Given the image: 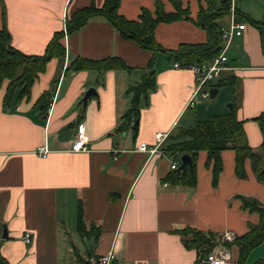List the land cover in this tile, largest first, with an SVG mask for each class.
Returning <instances> with one entry per match:
<instances>
[{
  "label": "crops",
  "instance_id": "obj_1",
  "mask_svg": "<svg viewBox=\"0 0 264 264\" xmlns=\"http://www.w3.org/2000/svg\"><path fill=\"white\" fill-rule=\"evenodd\" d=\"M104 1L0 0V29L8 30L14 48L41 55L55 32H66L72 12L92 3L101 7ZM181 1L192 19L160 22L155 29L157 41L168 50L207 40L205 29L195 22L206 1ZM232 1L235 20L246 22L247 29L233 38L226 52L229 68L211 83V89L219 88L217 95L223 87L229 91L217 106L201 101L189 106L197 85L194 71L176 67L168 52L159 51L156 86L141 103L136 127L119 130L131 106L128 89L142 80L153 52L124 38L102 16L65 34L64 58H52L28 94L21 96L17 89L4 106L8 80L0 84V227L8 231L7 238L1 236V252L10 264H97V258L110 252L116 255L113 264H200L205 256L185 244L182 230L213 234L217 241L225 230L239 237L259 222V212L245 209L242 198L264 207V179L258 178L250 158L238 175L232 148L221 152L223 169L216 182L205 150L197 156L195 186L165 180L172 163H181L163 150L170 137L200 119L227 113L228 101L237 106L247 141L264 168V135L255 120L264 112V0ZM163 2L167 12L175 11L169 0ZM145 8L154 13L155 0H121L119 12L137 20ZM227 14L230 26V8ZM112 56L132 69H67L76 58ZM223 78L230 82L217 87ZM90 88L96 94L84 102ZM80 124L89 151L71 150ZM157 132L169 136L156 154L137 150L142 142L154 148ZM42 146L49 148L46 155L37 152ZM27 232L29 244L24 241ZM229 246L240 264L237 244ZM261 261L264 241L243 264Z\"/></svg>",
  "mask_w": 264,
  "mask_h": 264
},
{
  "label": "trees",
  "instance_id": "obj_2",
  "mask_svg": "<svg viewBox=\"0 0 264 264\" xmlns=\"http://www.w3.org/2000/svg\"><path fill=\"white\" fill-rule=\"evenodd\" d=\"M175 7V11L167 12L163 0H155L156 8L153 13L145 8L137 20H131L119 12L121 0H105L99 7L92 3L89 6L79 8L72 12L66 19L64 30L54 33L44 54L29 55L14 48L11 44V35L7 29H0V84L8 80L3 105L11 104L15 91L20 90L24 96L30 92L37 75L44 71L46 64L54 57L63 59L65 46L63 38L66 33H73L81 29L92 17L102 16L110 21L127 39L139 43L141 47L153 52L148 64V71L143 75L142 80L136 85L129 87L128 92L132 94L131 106L122 117L119 130L125 129L131 124L136 127L140 116V107L143 101L149 100V92L156 86L155 55L159 51H166L170 57L183 65L203 62L217 56L222 50V37L219 20L222 19L230 8L231 0H222L218 5L217 0H205L206 8L201 7L200 17L195 22L205 29L207 40L203 43H181L176 49L164 48L155 37V29L160 22H171L182 18H190L188 8H184L181 0H169ZM252 23L258 22L252 20ZM68 70L82 69H128L129 66L121 57L112 56L105 59L76 58L67 67ZM230 82L227 78L221 79L216 85L220 87ZM259 122L264 135V112L255 118ZM262 147L264 149V140ZM232 148L236 152V173L242 174L246 158L253 163L255 173L260 180L264 179V168L261 167V158L253 150L247 141L244 129V121L237 116V106L227 113L216 114L210 119H200L193 126L181 128L178 133L172 135L163 150L179 157L188 153L191 162L184 167L180 165L172 169L165 180L173 184L195 186L197 183L196 160L199 152L205 150L208 153L207 165L212 168L213 180L216 182L223 169L221 152L224 149ZM242 206L251 211H257L260 220L257 224H251L249 230L242 236L237 237L235 244L239 248V262L243 264L251 250L264 241V207L256 199L243 197ZM79 223L82 228V214H79ZM186 236L184 239L188 247L198 248L204 257L215 245L216 238L213 234H205L202 231L191 228L182 230ZM192 234L191 237L188 235ZM0 239V264H10L1 252ZM231 244V243H230ZM205 254V255H203ZM255 264H264L255 262Z\"/></svg>",
  "mask_w": 264,
  "mask_h": 264
},
{
  "label": "built area",
  "instance_id": "obj_3",
  "mask_svg": "<svg viewBox=\"0 0 264 264\" xmlns=\"http://www.w3.org/2000/svg\"><path fill=\"white\" fill-rule=\"evenodd\" d=\"M230 13L232 20L228 29L220 25L222 50L217 56L204 62H196L186 65H183L180 62H176L174 64L176 67H188L195 73V80L197 85L189 101V106L195 105V99L199 94L204 97H208L211 95V83L219 79L222 75V72L229 68L226 64L228 59L226 52L229 48L230 43L232 42L233 38L242 36L247 29L246 22L235 20L236 11L234 1H232L230 5ZM204 87H207L209 89L203 90ZM168 136L169 133L167 132H157L156 146L154 148H151L148 143L142 142L138 145L137 150L149 153L150 155H154L159 151V148H161L162 144L165 142ZM71 150H90V148L87 146L83 124H80L78 126L77 136L72 143ZM37 152L40 155H46L49 152V148L47 146H42L38 148ZM179 165L180 161H175L172 163L171 168L175 169ZM236 239L237 236L233 231L225 230L224 232H222V235L216 241L213 248L205 255L203 259H201L200 264H205L206 262H208V264H237V260H235V258L233 257L232 251L229 246V244L235 242ZM24 241L27 244L31 243L32 239L29 232L25 234ZM115 258V253L110 252L108 254L100 256L95 261L97 264H113Z\"/></svg>",
  "mask_w": 264,
  "mask_h": 264
},
{
  "label": "rangeland",
  "instance_id": "obj_4",
  "mask_svg": "<svg viewBox=\"0 0 264 264\" xmlns=\"http://www.w3.org/2000/svg\"><path fill=\"white\" fill-rule=\"evenodd\" d=\"M220 22H221V26H223V27L228 29L229 22H230V15L229 14L225 15L222 19H220ZM226 88L227 87H223L221 93L216 95L214 98H212L211 96H209V97H202V95L197 96V98L195 99V105H196L197 102H200V101H201V103H204V104H207V105H209V104L212 105V106L219 105V103L223 99V96H226L227 92H229V91H226L227 90ZM231 102L232 101H228V102H226L225 105L228 106V104L231 103ZM194 106H192V107H194ZM1 236H2V229L0 227V239H2Z\"/></svg>",
  "mask_w": 264,
  "mask_h": 264
},
{
  "label": "water",
  "instance_id": "obj_5",
  "mask_svg": "<svg viewBox=\"0 0 264 264\" xmlns=\"http://www.w3.org/2000/svg\"><path fill=\"white\" fill-rule=\"evenodd\" d=\"M219 92V88H212L211 89V97L214 98L217 93ZM96 94V90L94 88H90L86 93L85 96L83 97V101L86 102L87 99L91 96ZM229 109L232 110L233 109V103H229L228 104ZM180 160H181V165L182 167H184L187 163L191 162V156L188 153H184L180 156ZM8 237V231L6 226H4L3 230H2V238H7ZM205 264H208V262H206Z\"/></svg>",
  "mask_w": 264,
  "mask_h": 264
}]
</instances>
